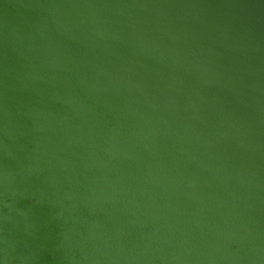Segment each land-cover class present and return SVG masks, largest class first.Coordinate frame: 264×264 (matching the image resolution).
<instances>
[{
  "label": "water",
  "instance_id": "1",
  "mask_svg": "<svg viewBox=\"0 0 264 264\" xmlns=\"http://www.w3.org/2000/svg\"><path fill=\"white\" fill-rule=\"evenodd\" d=\"M0 264H264V0H0Z\"/></svg>",
  "mask_w": 264,
  "mask_h": 264
},
{
  "label": "clouds",
  "instance_id": "2",
  "mask_svg": "<svg viewBox=\"0 0 264 264\" xmlns=\"http://www.w3.org/2000/svg\"><path fill=\"white\" fill-rule=\"evenodd\" d=\"M31 202V201H30Z\"/></svg>",
  "mask_w": 264,
  "mask_h": 264
}]
</instances>
